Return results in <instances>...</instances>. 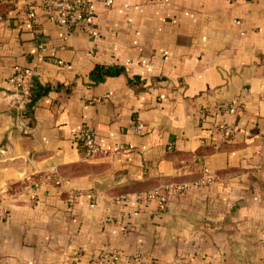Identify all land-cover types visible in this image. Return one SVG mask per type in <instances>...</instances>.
Listing matches in <instances>:
<instances>
[{
	"label": "crops",
	"instance_id": "0c3cea01",
	"mask_svg": "<svg viewBox=\"0 0 264 264\" xmlns=\"http://www.w3.org/2000/svg\"><path fill=\"white\" fill-rule=\"evenodd\" d=\"M29 1H0V264H96L106 247L119 264H263L264 0L95 3L94 36L28 20ZM96 65L124 73L91 85ZM22 71L49 87L27 119ZM82 124L107 155L84 158ZM170 185L188 190L144 201Z\"/></svg>",
	"mask_w": 264,
	"mask_h": 264
},
{
	"label": "built area",
	"instance_id": "2783aa9c",
	"mask_svg": "<svg viewBox=\"0 0 264 264\" xmlns=\"http://www.w3.org/2000/svg\"><path fill=\"white\" fill-rule=\"evenodd\" d=\"M1 1V0H0ZM113 0H31L27 3V12L26 18L31 20L33 17V10L40 8L45 10L48 14L49 20L60 27L68 28V29H77L82 33L94 36V16L95 3L101 4L105 8H109L112 5ZM39 60H42V57L39 56ZM33 72H19L12 76L9 79V83L11 84L14 93L19 97L21 104L23 105L27 101V96L29 92V88L32 82ZM201 115L205 114V111L201 109L199 111ZM142 126L140 124L136 125V130L141 131ZM220 132L224 138L229 136L230 130L225 125H221ZM77 146L81 149L84 154V158L86 160L94 159L99 156H105L108 154V151L99 146L96 142L94 129L87 125L82 124L75 138ZM117 151L121 150L120 147H116ZM204 173H208L206 169H204ZM165 194L162 195L159 191L154 190L143 196L145 202L157 201L160 204H164L167 198L168 193L171 192H184L188 190L186 186H176L170 185L164 188ZM73 195L76 196H89L94 197L95 194L90 190H74L72 192ZM132 214H125L122 216V223L124 224L131 218ZM111 223V218L107 216L101 226L105 227ZM116 232H113L115 234ZM104 261H108L109 264H116L118 261V254L110 252L109 255L103 254L101 255L100 260L97 263L102 264ZM264 264V261H263Z\"/></svg>",
	"mask_w": 264,
	"mask_h": 264
},
{
	"label": "trees",
	"instance_id": "16d2710c",
	"mask_svg": "<svg viewBox=\"0 0 264 264\" xmlns=\"http://www.w3.org/2000/svg\"><path fill=\"white\" fill-rule=\"evenodd\" d=\"M124 73V68L120 66H101L96 65L92 71L89 73V81L91 85H97L99 83H103L107 78L117 77ZM49 91V87H42L40 84L32 81L27 101L24 104L23 112H22V119H27L29 114L32 111L33 106L35 103L44 95H46ZM154 190L159 191L160 194H165L164 188H156ZM152 190V191H154Z\"/></svg>",
	"mask_w": 264,
	"mask_h": 264
},
{
	"label": "rangeland",
	"instance_id": "374dc122",
	"mask_svg": "<svg viewBox=\"0 0 264 264\" xmlns=\"http://www.w3.org/2000/svg\"><path fill=\"white\" fill-rule=\"evenodd\" d=\"M110 252L118 254V261L116 262V264H119V251L116 248L106 247L105 249H102L100 255L98 256V260H100L101 255H103V254L109 255ZM133 255H134V261H135L134 264H154L153 261H148V260L144 261L143 259L141 260L140 257L142 256V254L140 252L134 253ZM98 260L96 261V264H99V263H97ZM102 264H109V262L108 261H104ZM161 264H188V263L185 262L184 260L183 261H178V262L174 261V263H173V260L170 261V262L162 260Z\"/></svg>",
	"mask_w": 264,
	"mask_h": 264
}]
</instances>
